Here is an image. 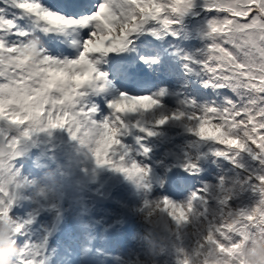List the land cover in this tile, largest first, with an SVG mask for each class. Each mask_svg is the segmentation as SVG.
Returning <instances> with one entry per match:
<instances>
[{"label": "rangeland", "instance_id": "374dc122", "mask_svg": "<svg viewBox=\"0 0 264 264\" xmlns=\"http://www.w3.org/2000/svg\"><path fill=\"white\" fill-rule=\"evenodd\" d=\"M4 3L12 7L10 12L15 17L21 15L19 10H15L12 0ZM43 5L50 9L47 3ZM211 15L204 10V0H196V6L192 11L183 17L180 23L173 26L172 31L176 35H172L171 32H160L159 38L171 47L173 54L180 57L186 74L173 73L171 65L175 63L170 57L160 53L165 63L162 71L157 69L144 74L162 81L170 90L171 97L178 98L181 103L176 110L167 105L173 106L171 101L161 100L163 103L159 108H162L158 114L153 109L125 117L128 127L121 136V142L127 149L129 159L132 154L134 160L137 161L140 157L136 154L139 148L135 146L133 138H140L138 140L142 142L148 137L139 131L136 123L139 122L141 126L156 131L158 134L155 139H160L167 146L162 151L164 154L158 156L162 174L165 178L178 180L179 183L185 180L182 193L172 194L167 189L169 194L160 195L150 191L153 196L143 195L146 192L144 186H150V183L146 177L139 175L138 180L136 176L135 181L131 180L128 192L122 190L126 188L123 184L119 188L122 191L119 194L114 193L110 185L111 181L120 180L121 175L125 177V173L114 170L109 165L97 166L88 147L81 143L74 146V150L67 148L74 144L75 139L71 136L68 142H64L55 138L56 133H61V128L35 131L28 137H22L19 127L10 125L8 122H0V143L3 137L8 135L20 140L18 154L10 158L12 175L7 177L12 180L9 185L12 193L11 215L10 210L0 208V264H19L24 249L30 257L28 264H43L48 251L49 235L54 232L58 214L63 211V207L59 205L63 198L66 200L64 206L68 205L64 211L68 210L70 216L74 215L75 225H82L83 229L95 235L98 234V239H103L105 245L113 247L115 255L110 252V255H114L111 264H181L185 254L191 264H264V204L259 203L260 198H264V192L259 193L264 185L257 183L256 179L264 175V159H261L264 157V150L252 153L241 149L238 150L240 154L236 156L237 150L233 146H220L218 141L210 137L200 138L190 131L194 123L187 117L168 121L163 126L154 124V121L162 114L171 115L177 111L191 114L202 111L207 106L227 107V102L236 98L235 93L228 87L206 84L207 75L200 70L198 64L194 63V61L203 60L207 47H211L206 35ZM33 21L31 27L30 24H26V27L23 26L20 31L28 33L27 36L36 35L32 43L45 55L55 59H64L70 58L78 51L75 46L79 47V45L73 41L80 38L82 30L69 29L67 33L69 35L72 33L70 36L72 43L68 47L65 42L64 50H55L50 49L49 45L43 46V39L58 37L56 31L46 32L43 23L36 18ZM230 26L231 21L219 23L217 35L223 34L226 29L230 31ZM154 27L157 26L154 25ZM7 31L0 32V39L8 44H19L16 40L20 37L13 38ZM162 46L165 50L169 49L165 45ZM140 52L148 54L146 51ZM185 57L190 59L186 60ZM180 73L183 79L179 77ZM165 74L167 76L162 80ZM225 79L228 78L225 77ZM260 85H264V78H261L259 83L253 87L259 89ZM95 94H101V92ZM164 108L171 114L163 112ZM4 110V104L0 103V118ZM109 114V110L103 113L104 116ZM212 127L223 129L224 124H213ZM63 136L65 138V135ZM129 141L135 147L128 145ZM55 142L57 144L50 147ZM216 151H228L232 158L216 156ZM121 154L118 153L117 158ZM32 157H39L40 162L52 158L55 164L62 166V170L58 168L54 171L51 182H48L49 187L44 182L41 184L42 192L47 191L46 195L40 191L37 192V185L29 184L31 177L25 174L26 168L34 169L35 167L33 161L27 160ZM60 159L61 162H59ZM139 161L142 160L139 159ZM186 161L199 165L195 174H189L183 170L182 165ZM85 164L83 171L79 172L76 169ZM104 172L105 175H103ZM118 172L120 175L117 179ZM3 182V179H0V183ZM53 182L57 185L51 188ZM87 182H91V186L83 188L82 186ZM141 182L142 186L138 187ZM109 189L111 197H108L109 192L103 193L104 190ZM198 191H204L208 199L197 204L198 214L189 209L186 213L189 218L177 221L166 209L154 211L151 207L159 196H167L174 200V203L183 204ZM44 195L47 205L50 206L48 210L42 204ZM102 195L105 198H102ZM100 202H102L101 207L96 206ZM88 204H91V208L87 207ZM94 207L95 210L102 212L100 217L95 213ZM108 211L113 215L110 221L105 216V214L108 215ZM40 212L42 214L48 212L50 220L45 222L47 225L44 224L42 229L38 228L39 223L35 224L37 227L35 239L31 231H28L29 235L26 236V229L34 227L20 220L26 217L34 221ZM69 222L73 226L70 219ZM20 223L24 225L21 234L24 243L20 246L21 248L17 246L15 240L17 233L21 231ZM110 224L112 227H109ZM255 224L261 226L263 236L257 232ZM124 237L127 238L125 242ZM109 239H113V242H108ZM30 244L37 247L35 252L28 248ZM100 246L103 250L108 248ZM49 249L53 252L50 244ZM119 249L123 250L125 255H122ZM89 258L93 259L91 256ZM46 260L48 264L54 263L51 256H46ZM96 264L107 263L100 260Z\"/></svg>", "mask_w": 264, "mask_h": 264}, {"label": "snow or ice", "instance_id": "6c2138e0", "mask_svg": "<svg viewBox=\"0 0 264 264\" xmlns=\"http://www.w3.org/2000/svg\"><path fill=\"white\" fill-rule=\"evenodd\" d=\"M12 2L20 14L43 23L46 32L73 29L82 30V35L73 41L79 45L78 51L64 59L45 55L32 43L8 44L0 39V103L5 109L0 122L19 127L22 137L35 131L66 127L74 139L88 147L97 166L109 165L134 181L140 172L147 176L151 167L130 160L121 142L128 127L125 117L159 107L166 90L133 95L121 90L115 81L134 80L153 71L161 61L156 55L141 53L137 37L146 31L157 38L161 31L176 35L173 26L192 11L196 0H87L91 6L79 15L53 12L41 0ZM204 10L212 14L206 33L211 47H207L203 60L194 63L207 75L206 84L228 87L236 98L229 100L227 107L207 106L191 114L181 111L162 114L154 124L163 126L169 120L187 117L194 123L190 131L198 137H210L223 147L233 146L236 156L241 149L259 153L264 150V85L259 89L253 86L264 78V0H204ZM228 21L231 30L217 35V25ZM15 28L12 19L0 17V32H14ZM96 92L105 94L109 115H103L106 110L103 103L90 102L96 99ZM221 123L223 129L212 127ZM136 127L147 137L158 134L139 122ZM19 143V138L12 135L3 137L0 143V179L4 181L0 183V208L10 210L9 214L12 180L7 177L12 175L10 158L18 154ZM149 151L143 149L145 155ZM118 153H122L119 158ZM215 155L232 158L228 151H216ZM198 167L192 161L182 165L189 174H195ZM256 179L264 185L261 183L264 175ZM261 192L264 188H260ZM207 199L204 191L193 193L183 204L161 196L151 207L154 211L166 209L179 221L189 218L186 216L189 209L198 214L197 204ZM259 203L264 204V198ZM20 225L21 231L15 237L19 248L24 243L21 235L24 225ZM24 250L19 264L30 261ZM181 264H191L187 254Z\"/></svg>", "mask_w": 264, "mask_h": 264}, {"label": "bare ground", "instance_id": "6f19581e", "mask_svg": "<svg viewBox=\"0 0 264 264\" xmlns=\"http://www.w3.org/2000/svg\"><path fill=\"white\" fill-rule=\"evenodd\" d=\"M172 121H175V120H169V122H172ZM56 142H58V141H56ZM56 142L53 145H50V147H53L55 144H57ZM254 227L256 228L257 232L261 233V236H263V233L260 230L261 229V226L259 224H255ZM36 249H37V247L36 246H33L32 250L33 251H36Z\"/></svg>", "mask_w": 264, "mask_h": 264}, {"label": "trees", "instance_id": "16d2710c", "mask_svg": "<svg viewBox=\"0 0 264 264\" xmlns=\"http://www.w3.org/2000/svg\"><path fill=\"white\" fill-rule=\"evenodd\" d=\"M86 164H87V163H86ZM86 164L83 165V166H81V167H80V166H78V167L76 166V167H77L76 169L79 170V172H81V171H83L84 168L86 167ZM91 170H92V167H91L90 171H91Z\"/></svg>", "mask_w": 264, "mask_h": 264}]
</instances>
